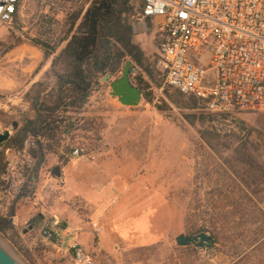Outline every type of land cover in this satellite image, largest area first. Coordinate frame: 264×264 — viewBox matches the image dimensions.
Masks as SVG:
<instances>
[{
    "label": "rangeland",
    "instance_id": "374dc122",
    "mask_svg": "<svg viewBox=\"0 0 264 264\" xmlns=\"http://www.w3.org/2000/svg\"><path fill=\"white\" fill-rule=\"evenodd\" d=\"M86 1L20 0L12 23L0 30V133L10 132L0 152L17 146L24 123L33 116L38 96L35 86H48L49 91L54 85L51 64L64 43L45 59L35 42L56 45L68 27V17ZM129 23H135V12ZM147 27L146 32H133V40L142 50L150 74L130 60L126 62L134 67L132 83L138 84L140 78L151 102L142 96L137 106L126 107L110 96L109 83L121 76L123 66L106 82L100 78L83 106L64 114L67 124L56 138V155L64 158L75 138L86 141L96 157L100 141L131 147L139 158L138 174L150 187L147 205L153 210L155 228L165 230V234L144 246L121 243L96 250L84 248L94 264H234L264 229V114L237 113L221 120L207 116L199 106L196 110L186 108L187 99L170 89L154 68L157 40L153 25L148 23ZM194 112H204L205 121L189 124L185 115ZM249 154H253L251 165L244 162ZM140 199L144 201L142 195ZM51 205L53 212L59 213ZM49 206V201L44 206L33 195L17 199L14 208L20 226L0 232V245L21 264H69L67 256L40 241L39 221L29 224L38 215L34 212L42 210L48 218ZM116 213L111 217L118 224ZM201 232L212 238V245L176 244L179 234L191 237ZM100 235L106 234L101 231ZM72 241L68 238L65 248Z\"/></svg>",
    "mask_w": 264,
    "mask_h": 264
},
{
    "label": "built area",
    "instance_id": "2783aa9c",
    "mask_svg": "<svg viewBox=\"0 0 264 264\" xmlns=\"http://www.w3.org/2000/svg\"><path fill=\"white\" fill-rule=\"evenodd\" d=\"M19 2L0 0V30L12 23ZM133 4L132 30L146 32L148 23L153 25L156 68L167 86L197 98L217 119L264 114V0H133ZM82 141L75 138L67 155L95 161L94 149ZM34 148L29 137L22 148L1 150L0 218L13 228L20 226V220L11 210L25 172L34 166ZM39 236L52 249L66 250L70 264H94L78 242L65 248L66 235L57 215L43 218Z\"/></svg>",
    "mask_w": 264,
    "mask_h": 264
},
{
    "label": "trees",
    "instance_id": "16d2710c",
    "mask_svg": "<svg viewBox=\"0 0 264 264\" xmlns=\"http://www.w3.org/2000/svg\"><path fill=\"white\" fill-rule=\"evenodd\" d=\"M135 10L133 0H87L81 9L68 17V27L56 45L50 46L40 40L35 42L42 49L45 59L61 44L64 45L51 64L53 87L46 91L48 86L41 84L35 86L38 96L34 114L21 129V138L16 147L22 148L26 139L32 138L35 148L31 150V154L35 162L34 166L25 172V183L13 204L11 213L16 212L14 205L17 199H26L34 194L46 157L56 155V138L62 125L67 124L64 114L69 109L79 110L99 79L106 74L114 76L120 72L127 59L150 74L142 50L134 43L133 30L129 23ZM153 64L156 71L164 78L156 68V60ZM137 80L139 83H136V86L140 89L144 100L151 102L150 93L146 92L145 86L140 83L141 79L137 78ZM169 88L179 97L187 99L186 108L196 110L199 106L207 116L212 117L200 100ZM42 92L45 93L40 98ZM203 114L199 115L197 112L186 114L185 119L191 125L196 122L203 123L206 119ZM246 158L244 156V162L251 165L253 154L247 155ZM2 159L0 152V176L3 171ZM42 220L43 216L37 215L29 224L38 221L41 224ZM10 227L8 220L0 218L1 233H5ZM251 241L246 252L234 264H264V229L260 238Z\"/></svg>",
    "mask_w": 264,
    "mask_h": 264
},
{
    "label": "crops",
    "instance_id": "0c3cea01",
    "mask_svg": "<svg viewBox=\"0 0 264 264\" xmlns=\"http://www.w3.org/2000/svg\"><path fill=\"white\" fill-rule=\"evenodd\" d=\"M97 150V157L93 162L69 157L67 154L61 159L63 156L60 154L48 155L39 173L33 197L41 199L44 206L49 201L50 216L57 215L61 220L65 240L72 237L83 247L92 246L96 250L121 243L144 246L161 240L165 230L155 228L153 210L147 205L150 187L147 179L140 178L138 174V155L132 153L131 147L120 142L100 141ZM59 153L65 152L59 149ZM55 167L60 169L59 178L50 175ZM139 179L143 180L141 184L136 182ZM141 195L144 201L140 199ZM138 201L143 203L140 205L136 203ZM51 204L56 206L59 213L53 212ZM136 204L139 206L136 207ZM73 206L77 209H72ZM115 210L119 215L118 224L112 222L111 214ZM70 211L75 214L71 215ZM34 213L46 218L42 210ZM105 223L107 224L104 225ZM96 230L97 235L94 234ZM101 231L106 235L101 236ZM107 242L110 243L106 244ZM46 246L54 250L49 245ZM55 251L67 256L69 264L71 263L66 250Z\"/></svg>",
    "mask_w": 264,
    "mask_h": 264
},
{
    "label": "water",
    "instance_id": "95a60500",
    "mask_svg": "<svg viewBox=\"0 0 264 264\" xmlns=\"http://www.w3.org/2000/svg\"><path fill=\"white\" fill-rule=\"evenodd\" d=\"M133 72L134 67L132 66V63L130 61H127L123 65L121 76L109 83L110 96L116 98L122 106L135 107L140 103L142 99L140 89L136 85H134L130 79V75ZM109 78L110 74H106L103 78V82H106ZM9 138V131L6 130L0 133V145L7 142ZM50 175L59 178L60 169L58 167L53 168L50 171ZM175 241L176 244L180 247H186L190 244H195L199 248H204V245L210 246L213 244L212 238L204 232L198 233L191 237L184 234H179L178 236H176ZM0 264L21 263L8 250L0 245Z\"/></svg>",
    "mask_w": 264,
    "mask_h": 264
},
{
    "label": "flooded vegetation",
    "instance_id": "af4514ba",
    "mask_svg": "<svg viewBox=\"0 0 264 264\" xmlns=\"http://www.w3.org/2000/svg\"><path fill=\"white\" fill-rule=\"evenodd\" d=\"M190 245H195V244H190ZM207 245H204V247H206Z\"/></svg>",
    "mask_w": 264,
    "mask_h": 264
}]
</instances>
